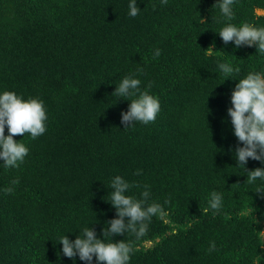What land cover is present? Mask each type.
<instances>
[{"label":"trees","instance_id":"1","mask_svg":"<svg viewBox=\"0 0 264 264\" xmlns=\"http://www.w3.org/2000/svg\"><path fill=\"white\" fill-rule=\"evenodd\" d=\"M129 3L0 0V93L39 98L48 116L43 135L14 137L29 150L19 167L0 160V264H87L66 257L59 238L74 241L90 227L103 239L117 218L115 176L140 186L126 193L137 199L150 186L148 203L165 212L144 237H111L132 242L129 264H264V191L256 192L264 180L246 182L264 163L238 166L243 145L227 114L239 79L264 73V55L218 34L226 23L264 27V0H235L231 21L217 0H136V17ZM220 63L240 71L225 75ZM129 75L160 111L125 129L130 101L112 93ZM213 191L219 211L209 208Z\"/></svg>","mask_w":264,"mask_h":264},{"label":"clouds","instance_id":"2","mask_svg":"<svg viewBox=\"0 0 264 264\" xmlns=\"http://www.w3.org/2000/svg\"><path fill=\"white\" fill-rule=\"evenodd\" d=\"M167 4V0H161ZM235 0H217L213 7H219L222 15L231 21L234 18L232 6ZM129 15L136 17L140 9L136 0H130L128 5ZM224 44L234 42L239 48L242 45L249 47L256 45L257 52L264 55V27H257L251 23L244 22L237 26L226 23L218 32ZM213 42L206 51L208 55L214 53ZM160 56V50L154 53ZM220 70L230 76L234 71L239 73L240 69L233 68L229 63H220ZM142 71V70H141ZM141 81L133 76H125L112 93L115 97H123L130 101L126 112L121 113V123L125 129L133 125V122L148 124L154 122L159 111L160 102L158 97L151 95L148 90L140 89ZM149 87H151L149 85ZM231 107L227 109L228 116L234 127V135L242 143V147L235 149V158L238 166L243 167L248 159L264 163V73L249 72L244 78L239 79L231 92ZM48 119L44 101L39 98L29 97L24 99L14 91L5 90L0 93V160L8 168L19 167L28 155V148L24 143L16 141L15 136L30 134L32 139L46 132V121ZM7 126L8 135H5ZM245 171H247L245 169ZM137 174H140L137 171ZM257 179L264 180V168H255L247 171L248 184H253ZM13 185L19 180H13ZM110 202L116 209V217L107 222L108 228L102 231L103 239H98L93 228L85 227L82 235H78L74 241L69 240L67 235H62L59 240L63 245V254L68 258H75L91 264L95 257L97 264H129L130 255L134 251L130 241L120 240L113 242V235L130 232L137 239L144 237L148 230V223L153 216L165 215L162 205L157 202L148 203L150 186L144 185L145 191L141 193V199L127 195L131 187H140L129 184L121 176H115L110 185ZM5 193L11 194L14 189L8 187ZM264 191L258 189L256 192ZM209 208L219 211L222 207V195L213 191L210 194ZM209 208H205V213ZM127 218V219H126ZM216 248L215 242L210 243L209 253Z\"/></svg>","mask_w":264,"mask_h":264},{"label":"rangeland","instance_id":"3","mask_svg":"<svg viewBox=\"0 0 264 264\" xmlns=\"http://www.w3.org/2000/svg\"><path fill=\"white\" fill-rule=\"evenodd\" d=\"M259 15H264V11L258 12ZM263 237H264V229H263Z\"/></svg>","mask_w":264,"mask_h":264}]
</instances>
